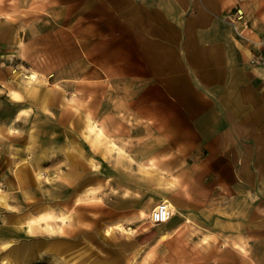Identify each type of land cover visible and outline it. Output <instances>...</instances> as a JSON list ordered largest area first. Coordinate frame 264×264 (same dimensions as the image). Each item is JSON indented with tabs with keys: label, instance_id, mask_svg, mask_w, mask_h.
Returning a JSON list of instances; mask_svg holds the SVG:
<instances>
[{
	"label": "rangeland",
	"instance_id": "obj_1",
	"mask_svg": "<svg viewBox=\"0 0 264 264\" xmlns=\"http://www.w3.org/2000/svg\"><path fill=\"white\" fill-rule=\"evenodd\" d=\"M108 5L120 10L118 7L122 6V0H81L79 6L65 3L62 14L60 10H57L58 13L51 8L21 7L5 23H2L3 16L0 14V187L5 195L14 193L23 196L21 208L17 207L16 200L11 196L8 201L14 206L9 207L3 203L4 198H0V227L12 228L16 216L25 215L31 210L29 203L40 201L43 197L61 200L62 204L59 206L70 207L75 217L77 216L76 223H73V217L67 219L63 233H28L19 230L25 238L42 237L47 243L35 255H28L24 260L14 259L6 264H72L64 256L80 249L84 251L83 255L95 260L97 264H264V232L259 233L260 229H264L263 211H257L258 216L253 214V226L256 227V222L258 223L257 234L256 228H249V199L252 198L255 202V191L242 194L236 213L232 207L236 191L232 172L230 178L225 179L218 170V162L226 163L223 164L225 169L233 162H245L242 164V171L247 172V156L250 155L247 151L250 146H254V139L243 135L244 132H240L241 138H233L232 132H204L203 135L202 132L188 130L163 132L166 139L159 131L138 133L140 130L133 128L132 124L140 119H131L119 111L127 114L130 108V114L138 111L146 114L156 108H164L163 105L153 106L152 103L156 102V89H146L144 86L148 82L139 89L132 86V81L142 80L141 76L148 80V75L156 83V51L145 55L144 68L135 70L142 74L140 77H127V66L115 69V74L107 72V68L119 65L123 68L126 64L137 63L136 43L127 40L123 33L125 19L110 16L111 8H105ZM230 8L234 9L226 16L230 21L236 20L240 29L245 31L252 27L254 31L264 30V0H235ZM239 10L243 15L240 19L236 15ZM238 22L242 25H238ZM235 33L238 34L236 30ZM250 61L264 66V52L258 53L257 49L252 48ZM73 68L75 72L70 71ZM167 68L169 67L166 65L161 69ZM33 70L39 72L43 82H29L28 74ZM63 70L69 72L63 73ZM122 70L126 73L123 74ZM74 74L77 77L75 79L63 78ZM57 85L63 87L68 96L76 91L78 99L87 102L94 111L99 110L96 111L99 112L98 116L109 112L110 115L102 116L101 119L110 122L112 133L130 140H141L133 142L136 148L132 144L131 149L145 156V159L153 157L155 163L165 170L160 175L172 173L181 177V182L169 194L181 203L182 215L179 213L170 222L160 226L153 225L149 217L139 216L141 207L153 203L163 195V184H159L156 171L155 174L147 173L152 179L145 183L146 186L130 185L141 190L139 202L131 203L120 192L112 189L114 185L122 187L117 174L126 170L137 173L139 170L125 167L115 156L106 155L100 147L90 145L79 128L82 108L72 114L57 102H51V107L45 113H41L37 105L30 107L29 112L23 107L26 111L16 122L18 130L15 134L5 130L4 125L9 122L5 118L10 116L15 98L10 93L12 87L19 91L24 89L26 92H36L38 89L44 91L45 88ZM141 89L146 90L144 102V95L139 94ZM177 90L182 96L189 93L183 89ZM19 98L24 100L26 97ZM257 113H264V108L258 109ZM120 118L123 122L118 120ZM262 129L264 131V127ZM70 132H76V136L68 135ZM261 133L264 135V132ZM39 140H43L42 144L38 143ZM234 140L237 150L234 153L223 152V146L231 149ZM76 148H82L86 156H81L84 166L80 168V175L76 179L50 196L44 192L46 187H50V182L44 176L37 177L43 193L31 180L27 187L30 196L24 197V190L17 183L14 170L24 161L22 157L30 162L44 155V169L55 176V180H62L60 175L72 168L67 154L76 152ZM185 149L192 150L190 152ZM254 156L253 153V160ZM204 161L206 166L213 165V168L201 167V162ZM29 167L31 169L30 163ZM244 174L238 180L244 184L245 191L249 192V181ZM90 187L95 189L87 194L86 190ZM258 208L264 209L261 206ZM117 222L132 226L133 237L122 234L118 229L111 236L104 234L105 227ZM166 227L172 228V233L168 239L161 240L158 233ZM21 236H17L15 242H20L23 238ZM57 239L66 245L64 252L57 251L56 246L51 244L56 241L58 243ZM129 241L132 245L125 244ZM4 251L6 250L0 249V259Z\"/></svg>",
	"mask_w": 264,
	"mask_h": 264
},
{
	"label": "crops",
	"instance_id": "obj_2",
	"mask_svg": "<svg viewBox=\"0 0 264 264\" xmlns=\"http://www.w3.org/2000/svg\"><path fill=\"white\" fill-rule=\"evenodd\" d=\"M188 1L122 0V6L118 7L120 10L110 5L105 6L106 10L111 8L110 14L107 11L110 16L116 15L113 18L125 19L126 27L124 26L123 33L127 36V40L136 43L137 52L135 65L126 64L123 68L121 65L114 68L106 67V71L115 74V69H124L127 66L129 70V73L126 74L127 77H140L142 74L135 70L144 68L145 55L150 51H156V83L151 81V76L148 75V80H145V76H141L143 79L132 81V86L139 89L148 82L144 86L146 89H156V102L152 103L153 106L163 105L164 108H156V111L152 110L146 114L140 111L130 114L128 113L130 108L127 114L124 111H119V113L123 112L124 116H130L131 119H140L136 124H132L133 128L140 130L138 133L147 131L158 133L159 131L161 134L163 132H182V130L187 132L188 130L190 132H202L203 135L204 132H232L233 138H241L240 132H244L243 135L246 134V137L254 139V146H250L247 151V154H250L247 156L249 161L247 172L242 171V164L245 162L230 164L225 156L221 158L226 159L230 166L225 169L223 164L226 163L218 162V170L221 171L220 174L225 179L230 178L232 172L233 184L236 186L232 207L236 213V207L242 200V194L245 192L251 194L255 191V202L252 198L249 199V228L251 230L256 228L257 234L258 223L256 222V227L253 226V214L258 216L257 211H263L264 214V209H257L259 206L264 207V135L261 133L264 132L262 129L264 127V113H257L258 109L264 108V66L255 65L250 61V58L252 48L257 49L258 53L264 52V30L254 31L250 27L248 30L245 29L242 36L235 33L233 23L237 25L236 20H231V22L226 16L230 10L234 9L230 7L233 6L235 0ZM65 3L79 6L81 0H0L2 23L15 16L17 8H51L56 12L60 10L62 14L65 11ZM74 7L73 9H75ZM238 25L241 26L242 24L238 22ZM166 65L169 67L167 70L161 69ZM74 70L73 68L70 71L75 72ZM64 72L69 71L63 70ZM122 73L125 74L126 72L122 70ZM63 78L75 79L77 77L74 74ZM117 78L119 77L117 76ZM177 89H183L189 93L182 96ZM17 91L20 93V97L26 98L24 100L14 98V104L11 106L13 109L10 110L11 116L23 107L27 108L29 112L30 107L34 105H37L41 113H45L46 110L40 106V99L30 98L24 89ZM139 94L144 95L142 101H146V90L141 89ZM115 106L117 105L115 104ZM96 111L94 114L100 119L102 116L110 115L107 111L106 115L101 113L98 116L99 112L96 113ZM145 119L148 121H144ZM118 120L122 121L121 118ZM117 127L120 128V126ZM163 136H165L164 133ZM164 138L166 139V136ZM159 140L164 139H156V141ZM136 141L141 140H130L129 146L133 144L136 148V144L133 143ZM42 142L43 140H39L38 143L42 144ZM223 147V152L231 151L234 153L237 150L235 140L231 149ZM191 150L185 149V151L190 152ZM159 152L157 153L159 154ZM253 153L257 160H253ZM29 163L31 169L36 172L35 161ZM43 165L45 166L44 160ZM200 166L206 168L210 165L206 166L204 161L201 162ZM242 174L246 175L249 181V192L245 191L244 184L238 180ZM37 179L36 184L39 187ZM13 180L15 179L13 178ZM173 200L182 207L177 198H173ZM154 202H150L149 206L153 205ZM236 213L234 212V214ZM164 229L171 230L172 228L166 227ZM262 231L264 232V229H260L259 233Z\"/></svg>",
	"mask_w": 264,
	"mask_h": 264
},
{
	"label": "bare ground",
	"instance_id": "obj_3",
	"mask_svg": "<svg viewBox=\"0 0 264 264\" xmlns=\"http://www.w3.org/2000/svg\"><path fill=\"white\" fill-rule=\"evenodd\" d=\"M154 58L156 62V56ZM161 65H163V63ZM28 77L30 83L44 81V79L40 78L39 72L37 70H33L30 74H28ZM12 88L10 90V93L15 98H19L20 93L16 89ZM54 88L49 87L44 91L41 89L37 90L36 92L35 90L33 91L28 89L29 92H25L33 99H40V106L43 110L46 111L49 110L51 102H57L60 107H64L65 110H68L72 114L82 108V110L80 109V112L82 111V113H80L82 122L81 125H79V128L80 132H83L86 139H88V142H90V145L92 147H100L103 153L106 155L111 154L115 156L116 160L118 162H122L125 167L128 166L131 168H137L139 170L137 173H130L128 172L130 170H126V172L117 174L118 178L120 179L119 184H121L122 187L118 188V186L114 185L112 189L120 192L124 199L130 201L131 203L139 202L138 198L142 197L141 190L138 187L133 188L130 185H133L135 187L146 186L145 183L152 179V177L148 176L147 173L155 174L156 171V173L158 174L157 178L159 184H163V191L161 190L163 195L159 200L155 201L153 205H146L141 207L139 212L140 217H149L153 225H159V223H157L154 219V212L161 202H164L167 205V211L170 215V218L166 222H168L175 215L182 213V207L176 201H174L169 194L174 190L175 186L179 182H181V177L172 173L165 174L163 176L162 174L160 175L159 173L164 172L165 170L160 165L155 163L154 158L149 157L145 159V156H141L136 151L134 153L128 144V140L124 137H120L115 133H112V130L109 127L110 122L96 117V115L94 114V110L90 107V105L87 102L81 101L75 96V94L77 93L76 91H74L71 96H68L65 93V89L60 85H57V87ZM29 93H31V95ZM24 111H26L25 108H20L16 113H14L15 115H10L5 118V121H9L4 125V128L5 130H7V132H9L10 134H15V131L18 130L16 122L20 119L21 114ZM68 135L76 136V132H70ZM31 144L32 146L34 145L33 140L31 141ZM67 155L69 157L70 163H72V168L70 170L64 171L60 175V177H62V180H55V176H52L48 170L43 169V160L45 158L44 155L35 158V167L37 168L35 173H33L34 171H32L29 167V160L26 157H22L21 159H23L24 161L22 162V164L17 165L14 170L16 174V181L24 190V197L27 198L30 196L27 187L29 186V182L31 180H33L34 183H37V177L40 178L41 176H44L45 179L50 182V187L45 188L43 186L45 188L44 192L46 194H49L50 196L55 195L56 192H59L61 190V188L65 187L68 183H71L74 179H76L77 176L80 175V168L84 166V162L81 156H85V152L82 148H78L76 152H69ZM87 158L90 159L89 155H87ZM136 164L138 165L137 167ZM164 176L165 178H163ZM12 188L13 187L10 185V189ZM94 189V187L87 188V194L92 193ZM2 191L3 189L0 187V198H4L3 203H6L8 207L9 205L14 206L8 201L9 196H11L16 200L15 202L18 205L17 207L21 208L23 196H18L14 193H12L11 195H5ZM6 204L5 207H7ZM30 204L31 210L28 211L25 215H17L13 220L12 228L0 227V249L6 250L4 251V254L0 259L1 264H6L14 259L24 260V257H27L28 255H35L38 250L42 249L47 243V241L42 237L36 239H30L27 237L25 238L22 233L19 232V230H23L28 233H37L40 231H48L51 234L63 233L65 231L64 225L67 219L73 217V223L77 222V216L75 217V214L71 211L70 207L64 208L63 206H59L62 204L61 200H51V198L43 197L42 200L40 199V201L31 202L29 203V205ZM117 229L126 236L134 235L133 227L130 225H126L123 222H117L115 225H108V227L104 228V234L107 236H111L117 232ZM171 233L172 231L170 229H162L158 233L159 239L166 240L170 237ZM17 236L23 237L20 242H15ZM51 244L55 245L57 251L60 252H64L67 249L66 245L60 243V240L58 243L56 241V243ZM125 244L132 245V242H125ZM83 253L84 251L80 249L79 251L70 253L68 255H65L64 257L69 260V263L72 262V264H97L95 260H91L90 257L83 255Z\"/></svg>",
	"mask_w": 264,
	"mask_h": 264
},
{
	"label": "built area",
	"instance_id": "obj_4",
	"mask_svg": "<svg viewBox=\"0 0 264 264\" xmlns=\"http://www.w3.org/2000/svg\"><path fill=\"white\" fill-rule=\"evenodd\" d=\"M237 18L240 19L242 18V13L239 10L236 12ZM235 30L238 32V34L242 35L244 33L243 29H240L236 24H234ZM170 218V215L167 211V205L164 202H161L155 212H154V219L156 220L157 223H165L168 219Z\"/></svg>",
	"mask_w": 264,
	"mask_h": 264
}]
</instances>
